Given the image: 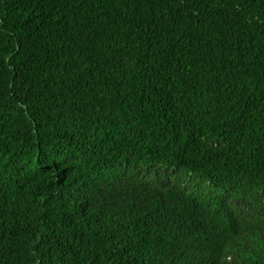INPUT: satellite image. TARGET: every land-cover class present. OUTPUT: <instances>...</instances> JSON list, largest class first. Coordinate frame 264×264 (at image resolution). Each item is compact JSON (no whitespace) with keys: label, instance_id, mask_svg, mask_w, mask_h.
Wrapping results in <instances>:
<instances>
[{"label":"trees","instance_id":"1","mask_svg":"<svg viewBox=\"0 0 264 264\" xmlns=\"http://www.w3.org/2000/svg\"><path fill=\"white\" fill-rule=\"evenodd\" d=\"M0 264H264V0H0Z\"/></svg>","mask_w":264,"mask_h":264}]
</instances>
